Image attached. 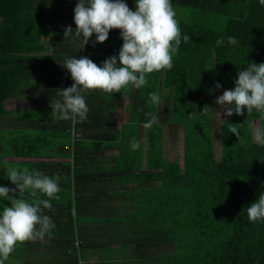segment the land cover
Listing matches in <instances>:
<instances>
[{
  "label": "trees",
  "instance_id": "16d2710c",
  "mask_svg": "<svg viewBox=\"0 0 264 264\" xmlns=\"http://www.w3.org/2000/svg\"><path fill=\"white\" fill-rule=\"evenodd\" d=\"M67 1L0 0V186L15 187L8 167H27L59 174L61 188L60 199L43 212L55 224L51 236L20 245L11 264H78L77 255L88 264L110 247L118 253L109 252L107 259L122 258L111 264H145L147 258L153 262L146 264H264V223L249 222L246 211L264 193V145L251 127L255 120L264 127V118L245 109L223 119L216 157L210 101L212 77L219 89H233L239 71L264 62V6L259 0H177L188 6L179 23L191 39L182 41L174 67L150 74L142 89L84 93L87 120L73 125L53 117L50 107L62 99L59 89L73 84L62 67L65 59L88 57L102 66L118 57L114 44L123 40L111 30L106 42L93 46V34L83 47L75 35V6ZM61 7L68 11L59 14ZM68 26L73 32L65 37ZM229 36L237 44L230 45ZM37 84L40 106L25 111L1 104L5 95L28 96ZM152 92L164 103L163 113L161 104L149 106ZM122 109L130 113L126 122L118 119ZM148 113L159 122L146 129ZM18 118L36 133L11 126ZM229 123L239 129V139ZM166 125H182V164L163 154ZM133 139L140 144L135 151ZM106 150L117 153L107 157ZM108 182L111 188L102 193L97 184ZM103 211L106 220L95 218ZM39 242L43 252L35 253ZM190 255L192 261L184 263L182 256Z\"/></svg>",
  "mask_w": 264,
  "mask_h": 264
},
{
  "label": "clouds",
  "instance_id": "9594fccd",
  "mask_svg": "<svg viewBox=\"0 0 264 264\" xmlns=\"http://www.w3.org/2000/svg\"><path fill=\"white\" fill-rule=\"evenodd\" d=\"M259 3L264 6V0ZM74 23L75 35L83 38V47L93 34L96 36L93 46L106 42L111 30L120 31L123 44L118 57L105 59L102 66L88 57L65 59L62 67L70 73L73 84L59 89L62 99L50 107L53 117L71 121L73 125L87 120L89 107L84 93L99 90L113 95L130 87L144 88L150 74L174 67V57L182 41L187 43L191 39L182 33L172 0H135L134 11L124 0H77ZM72 32V27L68 26L65 37ZM224 39H218L217 45L223 44ZM226 39L230 45L237 44L234 36ZM219 88L221 84L217 82L215 89ZM215 103L226 117L233 113L243 115L246 109L247 114L255 111L264 118V62H251L239 71L235 87L223 91ZM160 104L159 94L149 93V106ZM203 111H207L206 106ZM147 115L151 118L143 125L146 129L159 122L157 114ZM228 131L239 139V129L235 125L229 123ZM254 139L264 145V127L254 129ZM139 147L135 139L130 142L133 151ZM6 175L15 187L0 186V198L10 201V206L4 205L0 211V264H6L20 245L51 236L55 224L43 212L51 210V201L59 200L61 192L59 174L50 177L27 167H8ZM246 211L249 222L264 223V193L247 206Z\"/></svg>",
  "mask_w": 264,
  "mask_h": 264
},
{
  "label": "rangeland",
  "instance_id": "374dc122",
  "mask_svg": "<svg viewBox=\"0 0 264 264\" xmlns=\"http://www.w3.org/2000/svg\"><path fill=\"white\" fill-rule=\"evenodd\" d=\"M174 3V8L177 12V19L179 20V18H182L185 14V9L188 6H181L177 0H172ZM118 48H121L118 47ZM42 86L40 85H35L31 88L28 89L27 94L28 96L26 97H21L19 98L18 96H13V95H5L3 97V99H1V104L6 107V108H11V107H15V106H22L23 110H28L29 108H36L38 106H40L42 103V97L40 95L37 94V91L39 89H41ZM210 88L214 91H211V106H212V122L214 124V155L216 157L219 156V150H220V127H221V122L223 119L226 118V116H224L223 114V110L220 108L219 105H217L215 103V100L217 99L218 96L223 94V91H225L224 89H215V80L214 77H212L211 80V86ZM132 96H128L127 98L129 100H131ZM127 103L124 102L123 105H125ZM162 108H161V113H163L164 110V103L162 102ZM126 108V106H124ZM125 110L122 109L121 112H118V119L119 120H126L127 116H129V112H127V115H125ZM38 115V114H36ZM125 116V117H124ZM10 124L12 126V121H10ZM18 125V124H16ZM251 127L254 131L255 128H259V122L258 120L252 121L251 123ZM17 128L20 129H27L29 130V134L30 135H34L36 133V129L34 128V130H32V128H28L27 126L23 127V126H17ZM40 130H42L41 127H38ZM24 131V130H21ZM164 142H163V150H164V155L166 157H168L169 159H177L178 161H180V163L182 164V159H183V128L182 125H166L164 128ZM106 153H109L111 155V153L116 154V151H107ZM159 184V182H155L154 185ZM9 201H4L2 200V198H0V211H2V208L4 205H8ZM72 206H73V201H72ZM48 238V236L45 237L44 240H46ZM43 240V241H44ZM23 245V244H22ZM35 248V250H33ZM32 250L35 253H39V252H43V249L40 247V242L39 244L34 247ZM52 249L48 248L47 251H44V253H42L41 255L43 256V258H47L49 253ZM26 252V251H25ZM123 256H126L125 253H121ZM110 254L109 253H102V257H95V261L93 263L90 264H111L113 260H115V258L112 259H107L106 257H108ZM133 255V254H132ZM97 258V260H96ZM122 258H120V256L117 257V262L118 260L120 261ZM193 259V256H182V260L184 263H190ZM160 261V260H157ZM168 261L167 259H164L163 262ZM116 262V261H113ZM143 262L146 263H152L153 259L147 258L145 260H143ZM13 263L12 261H7L6 264H11Z\"/></svg>",
  "mask_w": 264,
  "mask_h": 264
},
{
  "label": "crops",
  "instance_id": "0c3cea01",
  "mask_svg": "<svg viewBox=\"0 0 264 264\" xmlns=\"http://www.w3.org/2000/svg\"><path fill=\"white\" fill-rule=\"evenodd\" d=\"M124 2L125 3H127L128 4V6H129V8L130 9H132L133 11L135 10V0H124ZM67 3L68 4H71V6H76V3H77V0H68L67 1ZM174 2L172 1V4H173ZM174 5V4H173ZM56 6V3H52L51 4V7H55ZM68 11V8H65V7H61V10L59 11V14H62V13H66ZM116 47H120V46H122L121 44H114ZM106 95H108L107 93H105ZM19 98H21L20 96H18ZM15 107H22V106H15ZM15 107H11V108H15ZM23 108V107H22ZM30 110V108L28 109V111ZM26 111V110H25ZM127 112L128 111H126V112H124L125 113V115H127ZM125 117V116H124ZM128 118H129V116H127V119L126 120H120V121H122V122H126L127 120H128ZM11 121H12V126H16V124H18L19 126H23V119H21V118H18V119H11ZM25 122H26V120H24ZM24 122V123H25ZM107 151H113V150H106V151H104L103 152V154H105V155H107V157H109V156H111L109 153H106ZM112 154V153H111ZM163 154H164V151H163ZM20 159V158H19ZM25 159H28V160H37L38 158H25ZM42 159V158H41ZM44 160H47V159H44ZM50 160H52V159H50ZM97 186H98V188H101L100 189V191L103 193V192H105L106 190H108V189H110L111 188V186H112V183H107L105 186L104 185H100V184H97ZM92 195H95V193H93ZM105 196V201H107V197H106V195H104ZM95 198L97 199V201L99 202V200L101 199L99 196H95ZM107 203V202H106ZM108 205V204H107ZM98 207H100V206H98ZM97 214H101V215H95L96 217L95 218H98V219H101V220H106L105 219V217H107L108 215H106V213H105V211H103L102 213H97ZM108 214V213H107ZM101 250V249H100ZM99 250V251H100ZM99 251L98 252H96V253H99ZM114 252V254H117L118 253V250H117V248H115V247H110V248H102V252L103 253H109V252ZM95 253V252H94ZM95 257H96V255L95 256H90V258H89V263L88 264H90V263H93L94 261H95ZM115 258V261L117 260V257H114ZM96 260H97V258H96Z\"/></svg>",
  "mask_w": 264,
  "mask_h": 264
},
{
  "label": "built area",
  "instance_id": "2783aa9c",
  "mask_svg": "<svg viewBox=\"0 0 264 264\" xmlns=\"http://www.w3.org/2000/svg\"><path fill=\"white\" fill-rule=\"evenodd\" d=\"M77 250H81L80 247ZM77 261H78V264H85L83 257L80 255H77Z\"/></svg>",
  "mask_w": 264,
  "mask_h": 264
}]
</instances>
